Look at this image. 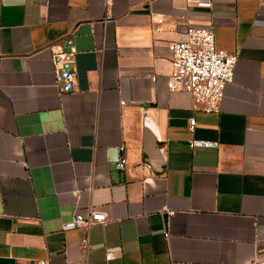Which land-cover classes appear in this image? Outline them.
<instances>
[{"label": "crops", "instance_id": "obj_1", "mask_svg": "<svg viewBox=\"0 0 264 264\" xmlns=\"http://www.w3.org/2000/svg\"><path fill=\"white\" fill-rule=\"evenodd\" d=\"M190 26L238 58L216 113L167 87ZM263 260L264 0H0V264Z\"/></svg>", "mask_w": 264, "mask_h": 264}, {"label": "built area", "instance_id": "obj_2", "mask_svg": "<svg viewBox=\"0 0 264 264\" xmlns=\"http://www.w3.org/2000/svg\"><path fill=\"white\" fill-rule=\"evenodd\" d=\"M172 71L167 81L170 92H185L193 97L195 109L205 113L219 111L226 88L233 84L238 58L234 54L218 50L215 35L211 28L190 26L186 29L184 39L169 45ZM76 49L71 38L64 45H58L52 51V60L57 68L56 84L62 92H71L76 82L75 68ZM154 81L156 79H153ZM195 127L194 120L190 121V130ZM213 144L192 141L191 148L210 147ZM126 160L118 163L123 170ZM173 213H170L172 215ZM107 215L96 209H89L86 215H75L69 223L63 225V231L84 230L88 232L96 224H104ZM84 241V249H87ZM112 258L111 254L107 255ZM39 264H47L41 262ZM256 264H264L258 261Z\"/></svg>", "mask_w": 264, "mask_h": 264}, {"label": "water", "instance_id": "obj_3", "mask_svg": "<svg viewBox=\"0 0 264 264\" xmlns=\"http://www.w3.org/2000/svg\"><path fill=\"white\" fill-rule=\"evenodd\" d=\"M164 219L166 220L167 219V216H165Z\"/></svg>", "mask_w": 264, "mask_h": 264}]
</instances>
